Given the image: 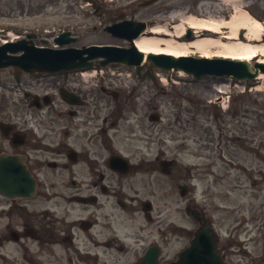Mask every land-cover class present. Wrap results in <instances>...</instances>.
<instances>
[{
    "label": "flooded vegetation",
    "instance_id": "flooded-vegetation-1",
    "mask_svg": "<svg viewBox=\"0 0 264 264\" xmlns=\"http://www.w3.org/2000/svg\"><path fill=\"white\" fill-rule=\"evenodd\" d=\"M96 1L84 0V5L94 9L92 16L104 26L124 20L150 26L176 7L169 0ZM203 12L219 17L214 7ZM22 32L18 39L41 46L39 31ZM100 34L111 39L101 44L125 47V40L103 30ZM0 70L7 71L0 76V128L5 130H0V154L21 156L25 172L19 184L28 188L21 197L0 191V264H170L171 243L182 245L172 253L177 258L196 229L169 227V166L161 165L159 155L147 159L116 146L126 110L139 106L144 113L143 102L152 110L150 121L158 113L156 96L139 102L136 86H115L107 72L96 79L91 68ZM82 70L89 71L83 75ZM138 70L137 78L151 73V68ZM136 124L134 138L156 141L151 121L144 125L140 118ZM114 155L128 158V166H111ZM162 183L168 188L159 192ZM213 233L224 263L234 264L241 247L234 227L225 228L224 235L220 229ZM149 251L150 261L149 255L145 258ZM247 264H255L254 258Z\"/></svg>",
    "mask_w": 264,
    "mask_h": 264
},
{
    "label": "rangeland",
    "instance_id": "rangeland-1",
    "mask_svg": "<svg viewBox=\"0 0 264 264\" xmlns=\"http://www.w3.org/2000/svg\"><path fill=\"white\" fill-rule=\"evenodd\" d=\"M72 1L0 0V38L6 39L10 27H15L12 28L14 33L39 31L40 36L51 41L59 31L75 32L73 28L78 24L82 27L88 24L82 31L83 39L76 45L102 42L104 38L91 30L95 20L81 25L84 15L79 13L86 11L79 0L75 1L78 4L77 17H73L70 8ZM171 1L177 8L169 13L170 16L181 18L180 14L183 13L185 17L205 19L196 4L199 0ZM248 5L253 6V9H249L250 16L261 23L259 44H264V23L260 21H264V0H236L230 4L229 1L220 0L216 8L224 20L243 14ZM225 13L229 16H225ZM252 30L257 29L253 27ZM247 32L248 37H253L252 31L247 29ZM240 40L246 39L240 37ZM218 52L219 48L215 47L206 55L223 56ZM257 59L264 61V53H257ZM110 68L114 69L111 75L115 74L113 78L116 84H123L125 89L136 86L137 94L140 95L139 102L143 99L145 103L148 101L146 98L150 95L147 82L141 78L136 79L133 70L124 69L121 65H112ZM129 73H132V78L128 81ZM160 76L168 80L162 82L156 77L157 82L151 91L156 96L161 115V120L152 123L157 131L156 141L150 144L134 138V135L138 136V119L143 118L144 125H150L148 115L152 110L142 102L144 113H140L139 106L126 110L118 127L116 146L124 154L137 153V156L147 159L159 155V159L175 161L169 174V192L165 193L169 195L170 226L194 227L185 207L188 205L190 210H200L205 204L214 227L224 229L231 220L235 221L234 226L242 229L236 234L240 237L239 242H247L245 251L257 257L259 262L264 257V76L244 83L246 87H252L251 92L235 93L230 99L227 92L218 93L214 88V85L228 82L226 80H195L177 72L160 73ZM144 83H147L146 89ZM144 91L145 98L142 95ZM217 100H229L226 111L215 104ZM223 166H237L238 170L236 174L233 171L226 175ZM182 186L187 190L184 197L179 194ZM167 187V184L159 185V192ZM246 237L249 240H243ZM173 249L180 247L174 243L169 244V254L173 253ZM241 251L238 250L239 253ZM236 262L244 263L241 255L237 256Z\"/></svg>",
    "mask_w": 264,
    "mask_h": 264
},
{
    "label": "water",
    "instance_id": "water-1",
    "mask_svg": "<svg viewBox=\"0 0 264 264\" xmlns=\"http://www.w3.org/2000/svg\"><path fill=\"white\" fill-rule=\"evenodd\" d=\"M18 50L19 48H12L11 45L7 44L0 47V66L13 64L24 69L37 68L53 71L60 67L69 66L70 64L66 65L68 63L66 61L70 59V62L74 61L78 55L84 52L89 53V58L105 56L107 61H120L128 65H138L141 57V53L137 52L135 49H132V55H128L125 52H119L105 47L59 51L28 48L25 50L24 55L20 57H10L6 55L7 51L14 53ZM147 58L151 59L153 64L157 67L165 70H180L187 74H191L195 78L203 76H225L233 77L238 80H252L259 73L264 74V63L261 62H255L251 66L247 61L195 57L174 58L170 55L162 54H149ZM15 162L16 161L11 160V158L9 159V157L4 156L0 159V166L1 164L10 165ZM18 178L23 179V176L20 174ZM197 220L201 223V229L196 233L195 239L192 241L190 247L184 251L179 261L174 264H222L219 256L215 252V244L210 232L199 218Z\"/></svg>",
    "mask_w": 264,
    "mask_h": 264
},
{
    "label": "bare ground",
    "instance_id": "bare-ground-1",
    "mask_svg": "<svg viewBox=\"0 0 264 264\" xmlns=\"http://www.w3.org/2000/svg\"><path fill=\"white\" fill-rule=\"evenodd\" d=\"M229 1L233 3L236 0H222ZM201 5V4H200ZM184 23L193 26L195 29L203 27L206 25L210 30H217L221 25H226L231 28L232 38L223 42L220 38H197L189 43H177L173 41L176 35H179L183 30L182 25H175L171 31L167 30L164 26H156L152 29L154 34L149 38H140L135 41L137 48L142 50L144 54L146 53H164L171 54L173 56H180L192 53L209 54L211 48H219V52L223 56H228L237 59L251 60L255 58L257 53H264V44H254L253 41H258V31L260 25L255 20H251L250 17L240 14L239 16L232 17L228 22H217L211 21L209 23H204L202 20L196 18H187ZM246 28L253 32V37H248L246 42H241L235 39V35L238 28ZM255 27L257 30L253 31L252 28ZM167 35V36H166ZM166 36V37H165Z\"/></svg>",
    "mask_w": 264,
    "mask_h": 264
}]
</instances>
